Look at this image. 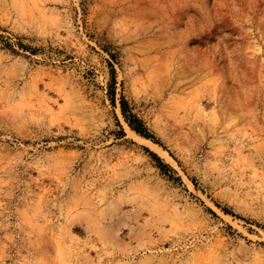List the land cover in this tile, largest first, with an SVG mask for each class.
Returning <instances> with one entry per match:
<instances>
[{
    "label": "rangeland",
    "instance_id": "rangeland-1",
    "mask_svg": "<svg viewBox=\"0 0 264 264\" xmlns=\"http://www.w3.org/2000/svg\"><path fill=\"white\" fill-rule=\"evenodd\" d=\"M0 264H264V0H0Z\"/></svg>",
    "mask_w": 264,
    "mask_h": 264
},
{
    "label": "trees",
    "instance_id": "trees-1",
    "mask_svg": "<svg viewBox=\"0 0 264 264\" xmlns=\"http://www.w3.org/2000/svg\"><path fill=\"white\" fill-rule=\"evenodd\" d=\"M120 106H121V112L123 114L124 120L127 123L128 127L132 131H134L136 134L144 138H150L146 129L143 127L141 121L137 119L133 114L127 113L126 102L124 100L121 101ZM150 154H152V156L156 158L157 160H160L154 153H150Z\"/></svg>",
    "mask_w": 264,
    "mask_h": 264
}]
</instances>
